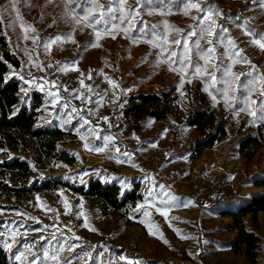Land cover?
I'll list each match as a JSON object with an SVG mask.
<instances>
[{
  "label": "rangeland",
  "instance_id": "1",
  "mask_svg": "<svg viewBox=\"0 0 264 264\" xmlns=\"http://www.w3.org/2000/svg\"><path fill=\"white\" fill-rule=\"evenodd\" d=\"M176 1L177 9L169 0H141L139 5L136 0H127L125 8L139 12L129 23L119 10L118 0H97L116 10L105 12L104 20L94 24L99 10L88 20L83 19L93 7V0H19V17L34 29L25 31L9 0H0L1 27L9 49L19 61L9 75L23 84L22 103H29L26 94L30 90L38 91L42 95L38 124L74 134L56 141V156L43 165L33 162L30 147L5 149L6 159L27 162L32 170L29 184L36 180L85 186L93 177L118 185L122 192L136 185L143 197L134 208V217L110 210L102 214L96 203L60 185L28 200H1L7 208H0V244L11 262L55 264L51 256L58 255L60 264H264L263 212L256 213L255 226L250 214L242 217L244 227L259 238L254 261L245 257L243 247L236 252L230 249L236 230L228 229L230 218L219 214L247 200L250 194L264 191V186L251 184L256 176L264 174L263 147L249 156L239 154L236 148L237 142L252 135L257 123L264 120L240 111L246 107V98L237 100L241 103L238 108L228 107L213 100L203 84L205 101L215 108V123L223 121L226 134L190 157L193 144L214 129L200 133L186 125L192 111L202 108L195 94L196 84L206 77L194 76V68H187V75L180 71L179 54L184 51L186 35L165 27L173 26L185 34L199 32L200 21L192 17H202L210 9L221 13L213 17L219 25L214 37L200 39L198 34L190 38L193 64H205L199 53L208 47L206 40L212 39L215 55L209 61V71H213L210 64L224 61L226 74L229 69L233 73L234 84L236 76L241 75L258 80L264 76V50L253 44L249 33L264 34L262 0H199L204 12L192 9L187 15V0ZM96 30L101 34L99 40ZM165 35L169 41L181 39V45L164 44L160 38ZM195 40H200L201 50L195 48ZM46 44L51 47L46 49ZM162 47L178 53L174 63L168 61L167 52L161 54ZM236 52H240L239 57L234 55ZM233 59L239 62L233 63ZM219 70L218 65L215 72ZM223 80L217 78L218 82ZM171 85L175 93L164 117L123 114L129 96L158 94ZM262 86L255 84L257 89ZM230 96L236 97V93ZM251 99L264 97L256 92ZM101 147L105 150H94ZM61 152L71 160L59 157ZM157 208H167V217ZM46 209L56 214L58 227L42 219L40 214ZM145 211L149 215L145 216ZM85 217L89 227L84 226ZM13 234L15 241L11 239ZM6 242L13 244L11 251L4 247ZM70 248L75 251L70 252ZM21 253L26 257L23 262L15 259ZM85 253H90L91 259H80ZM121 256L127 260H121Z\"/></svg>",
  "mask_w": 264,
  "mask_h": 264
},
{
  "label": "trees",
  "instance_id": "2",
  "mask_svg": "<svg viewBox=\"0 0 264 264\" xmlns=\"http://www.w3.org/2000/svg\"><path fill=\"white\" fill-rule=\"evenodd\" d=\"M174 9H177V1L169 0ZM0 201L14 199L16 201L28 200L41 192H50L59 185L67 187L73 193L84 198H88L96 203L102 214L109 210L121 216H136L134 211L136 204L143 199L137 192L134 185L131 189L121 191L119 186L114 183H102L100 180L90 177L86 185H70L65 182L43 181L38 183L36 180L29 184L32 175L27 162L17 158L6 159L5 149H32L31 159L35 164H45L56 156L54 151L55 143L74 134L64 131L61 128H48L38 124V115L41 112L42 95L38 91L30 90L26 94L29 103H22L20 90L23 86L21 80L13 75H9L11 68H17L18 58L9 49L0 22ZM194 53H191L193 55ZM220 70L215 72L217 78L227 80L236 89V100L230 101L233 108H238V99L247 98L248 90L245 85H251L254 79L249 75H241L239 79L232 82L231 76L226 74L227 63H218ZM190 70L188 69V72ZM212 72V71H209ZM205 80L199 81L196 86V96L199 98V105L202 106L193 110L186 121V125L194 128L200 133H204L207 128L213 127V131L203 139L196 141L191 149L190 157H195L203 149L209 148L226 134L223 121L215 123V108L212 103L205 101L202 86H207V92L225 104L223 99V89L226 87L221 81H209L210 76H205ZM252 79V80H251ZM241 87H244L241 89ZM175 93V86H167L158 94L138 93L129 96L128 106L123 110L124 115L138 116L148 113L155 119L164 117L169 109L170 101ZM232 92L229 93L231 95ZM152 109L150 110V108ZM264 123L260 122L254 127L252 135L242 137L236 144L237 152L244 156H249L253 150L264 146ZM66 161H70L66 153L57 154ZM251 184L255 187L264 186V174L256 176ZM216 202V201H214ZM1 209L7 208L0 204ZM258 211L264 214V191L261 193L250 194L248 199L241 201L237 206L230 209L221 210L219 214L229 217L231 222L227 225L230 230H236V234L229 244L232 251L236 252L243 247L245 257L254 261L259 249V238L254 232L244 227L242 217L250 214L252 223L256 225L255 216ZM56 228V227H55ZM32 237L30 241L32 242ZM0 264H16L11 262L6 255L5 249L0 244Z\"/></svg>",
  "mask_w": 264,
  "mask_h": 264
},
{
  "label": "snow or ice",
  "instance_id": "3",
  "mask_svg": "<svg viewBox=\"0 0 264 264\" xmlns=\"http://www.w3.org/2000/svg\"><path fill=\"white\" fill-rule=\"evenodd\" d=\"M11 7L13 10L17 11V18L20 19L21 21V26L24 28L25 31H28L29 29H31L32 31H34V29L32 28L31 25H25L22 18L19 17V12L17 9V4L19 3V0H9ZM113 2H116V0H113ZM119 2V10L121 11V13H125L124 15V19L128 20L129 23H131L132 20L135 19L136 15H139V12H137L135 9L129 7V8H125V5L127 4V0H118ZM136 3L139 5L141 3V0H136ZM261 7H264V0H262L261 2ZM192 9H196L198 12H204L203 7L200 5L199 0H187V7L185 8V15L188 14L189 11H191ZM97 10H99V18L96 19L94 21V24H100L105 17V12H113L116 9L113 8L112 6H108L105 7L102 4L97 3V0H93V7H91L88 11V13L83 17L84 20H88L90 16H92L93 14H95L97 12ZM133 13H135V15H133ZM214 15H221V13L219 12H213L211 9L208 10L207 12H204V15L202 17H192L193 20H199V32H197L196 30H191L188 31L186 34L183 33V31L181 29L178 28H174L173 26H169L167 24H165L166 28H169L172 31H175L177 33H181V35H186V38L183 40V53L179 54V63L181 65L180 71L183 72L185 75H187V68H194V72L192 73L194 76H198V77H202V76H210L211 80H212V86L215 87V84L217 82V78L215 75V71L218 70V65H216L215 63L210 64V67L213 69L212 72H209L208 67H209V61L211 58L214 57L215 55V48L213 47V40L212 39H207L206 40V44L208 45L207 48H204L200 53V59L205 61L204 65H200V64H193L192 62V43L193 41H191L190 38L192 37H196L198 34L200 36V39H204L205 36L207 37H214L216 35L215 29H217L219 27V25L217 24L216 20L213 18ZM0 20H2V13H0ZM81 21H78V23ZM94 26V25H93ZM191 28V26H190ZM225 31H227L225 29ZM111 35V33H108ZM250 35L253 36V44L257 45L260 49L264 50V34H259L258 36L256 34L253 33H249ZM96 37L97 40H99L101 38V34L98 30H96ZM27 38V37H25ZM113 39H115V36H112ZM164 44H173L176 46H180L182 41L181 39H172L171 41L168 40L167 35L163 36L160 38ZM56 40H60V37H56ZM69 40L71 42H75L74 40L71 39V37H69ZM35 42V40H34ZM55 41H53L54 43ZM229 45L233 48H235V44L233 41L229 40ZM98 46V45H96ZM157 47H159L160 45H156ZM194 46L197 50H201L202 46L200 43V40H195L194 41ZM51 45L50 44H46L45 48H50ZM167 52L168 53V61L170 62H175L173 60V58L178 56V53L175 50H171L169 51V49L167 48H161V54L163 55V53ZM234 55L236 57L240 56V52H236L234 53ZM232 57L230 56V59ZM2 59V58H0ZM239 62L237 59H233V63ZM246 63H251V61H245ZM175 71L176 69H170ZM227 74L229 76H232L233 73H231L230 69L227 71ZM21 79H23V77H20ZM91 78V77H89ZM236 79H239V76H236ZM110 83H113L112 81H109ZM191 82V81H189ZM222 83H224L226 85V87L223 89V99L224 102L226 104V106L228 107H232L233 105L230 103V101H234L237 98L235 96H230L229 93L230 92H235V88L232 86L231 83H229V81L225 80L222 81ZM256 83H260L261 85H264V76H261L258 78V80H254L252 82L251 85H245L244 87L247 88L248 90V97L245 99V108L240 109V111H248V114L256 117L258 119L264 120V99L262 100H252L251 99V95L258 92L260 97H264V86L260 87L259 89H257L255 87ZM55 86V85H53ZM81 86H84L83 81H81ZM113 86H116L115 84ZM183 86V82L181 83V87ZM41 90H43L42 86H41ZM49 95H52L55 97V99H59L58 96H55L54 93H49ZM213 100H216V97L213 96L212 97ZM53 103H55V100L53 101ZM256 106V107H253ZM258 112H259V116H258ZM105 120H107V118H105ZM100 137L97 136V139H99ZM82 139H84V137H82ZM107 140H111V137H107L105 138ZM84 147L86 149L89 148L88 144L85 143ZM106 147V146H105ZM97 152H101L104 151L105 148L101 147V148H96L94 149ZM116 151H119V148L116 149ZM125 155H127V153H125ZM149 195H151V193H149ZM174 199V198H173ZM163 203H165L166 205L169 204V201H163ZM67 207V205H66ZM157 211L160 212L161 215H164L165 217H167L168 215V210L166 209H159L157 208ZM145 216L149 215V213L147 211H145ZM85 227H89L88 222H87V218L85 217ZM95 231V229H90ZM177 233L179 234V230H176ZM151 234V233H150ZM181 239H187L188 237L186 236H181ZM11 239L13 241H15L16 237L15 234L12 235ZM166 242V241H165ZM4 247H6L9 251L12 250L13 244L12 243H5ZM29 251H31V248L28 249ZM61 251H63V249H61ZM70 252H74L75 249L74 248H70L69 249ZM44 256L48 257L49 254L47 251L44 252ZM85 257H87L88 259H91V254L90 253H85L84 256L80 257V259H84ZM16 260L23 262L26 257L24 255V253H21L20 255L15 257ZM121 260H127L126 257L121 256L120 257ZM51 260L53 262H55V264H60V258L58 255H52L51 256ZM67 264H71V261H68ZM128 264H138V262L135 261H128Z\"/></svg>",
  "mask_w": 264,
  "mask_h": 264
},
{
  "label": "built area",
  "instance_id": "4",
  "mask_svg": "<svg viewBox=\"0 0 264 264\" xmlns=\"http://www.w3.org/2000/svg\"><path fill=\"white\" fill-rule=\"evenodd\" d=\"M41 217L43 220H46L49 224L58 227L60 224V221L57 219L56 214L53 212L52 209H46L43 212H41Z\"/></svg>",
  "mask_w": 264,
  "mask_h": 264
}]
</instances>
